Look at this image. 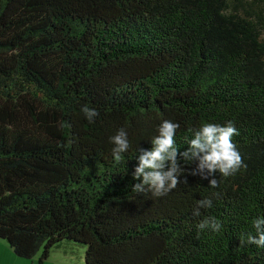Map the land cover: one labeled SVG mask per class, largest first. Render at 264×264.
<instances>
[{
	"label": "trees",
	"instance_id": "obj_1",
	"mask_svg": "<svg viewBox=\"0 0 264 264\" xmlns=\"http://www.w3.org/2000/svg\"><path fill=\"white\" fill-rule=\"evenodd\" d=\"M164 120L180 125L179 152L189 128L232 121L246 168L210 188L181 161L175 189L137 194V157ZM206 217L221 230L198 231ZM258 217L264 0H0V240L17 258L74 246L84 264H264L240 243Z\"/></svg>",
	"mask_w": 264,
	"mask_h": 264
},
{
	"label": "clouds",
	"instance_id": "obj_2",
	"mask_svg": "<svg viewBox=\"0 0 264 264\" xmlns=\"http://www.w3.org/2000/svg\"><path fill=\"white\" fill-rule=\"evenodd\" d=\"M81 112L89 123H93L99 116L95 108L87 105L81 107ZM179 127L178 123L170 120L162 121L156 129L157 135L150 140L151 149L140 150L137 157L138 166L133 173V180L137 182L132 185V190L137 194L150 192L153 196L161 197L175 189L180 183L178 177L185 171L181 161L184 165L198 162L191 174L207 179L210 188H217L219 185L216 173L227 178L246 168L240 152L232 142V137L238 135L232 121L224 125L205 122L199 128H189L187 131L190 135L184 137L189 147L183 152L178 151L179 146L175 141ZM110 143L113 145L111 152L114 160L120 162L130 147L127 131L120 128L110 137ZM212 206L211 198L199 200L193 208V215L198 217L201 209H209ZM196 227L198 231L219 232L222 225L215 217H206ZM252 228L255 235L244 234L240 243L264 248V217L255 218Z\"/></svg>",
	"mask_w": 264,
	"mask_h": 264
},
{
	"label": "rangeland",
	"instance_id": "obj_3",
	"mask_svg": "<svg viewBox=\"0 0 264 264\" xmlns=\"http://www.w3.org/2000/svg\"><path fill=\"white\" fill-rule=\"evenodd\" d=\"M4 245L1 246L7 252L6 254L8 256H11V261H8L5 257H0V264H38V258H35L33 260H26V259H20L17 257H13L9 249L10 247L7 245L6 242L1 241ZM64 248L58 251H53L51 254V257L48 261H46L44 264H84V255L85 251L82 247H74V246H65ZM10 250V251H8ZM67 252V254L65 253ZM11 253V254H10ZM66 254V255H65Z\"/></svg>",
	"mask_w": 264,
	"mask_h": 264
},
{
	"label": "crops",
	"instance_id": "obj_4",
	"mask_svg": "<svg viewBox=\"0 0 264 264\" xmlns=\"http://www.w3.org/2000/svg\"><path fill=\"white\" fill-rule=\"evenodd\" d=\"M3 245H4V244H3V243L1 242V240H0V257L3 256V257H5V258H7L8 261H11V258H9V257H11V256H8V255L6 254L7 252H5V250H4L3 248H1V246H3ZM4 246H5V245H4ZM4 246H3V247H4ZM9 249H10V248H9ZM8 251H10V250H8ZM10 252L12 253V254H11V253H10V254L13 255V257H14V256H15L14 253H13L12 251H10ZM15 257H16V256H15ZM15 257H14V258H15ZM15 259H16V258H15ZM16 260H17V259H16Z\"/></svg>",
	"mask_w": 264,
	"mask_h": 264
}]
</instances>
